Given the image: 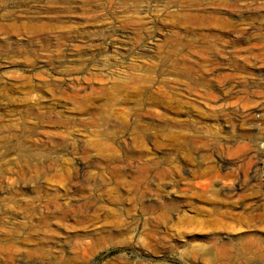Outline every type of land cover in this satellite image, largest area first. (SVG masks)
I'll use <instances>...</instances> for the list:
<instances>
[{"label":"rangeland","instance_id":"374dc122","mask_svg":"<svg viewBox=\"0 0 264 264\" xmlns=\"http://www.w3.org/2000/svg\"><path fill=\"white\" fill-rule=\"evenodd\" d=\"M0 264H264V0H0Z\"/></svg>","mask_w":264,"mask_h":264},{"label":"bare ground","instance_id":"6f19581e","mask_svg":"<svg viewBox=\"0 0 264 264\" xmlns=\"http://www.w3.org/2000/svg\"><path fill=\"white\" fill-rule=\"evenodd\" d=\"M246 62L247 63H251V59L249 58V57H246ZM251 60V61H250ZM257 62L258 61H255V63H253L254 65H256L257 64ZM241 63V62H240ZM246 64V63H245ZM243 66V65H242ZM248 66V65H247ZM139 69H140V67L139 66H137ZM240 76V75H239ZM239 83H240V81H239ZM241 84H245V82H242ZM245 86V85H244ZM237 90H236V92H239V91H241L242 89L241 88H239V87H242V85H237ZM227 99V98H226ZM238 111V110H237ZM253 113H254V110H252L251 108L250 109H245V110H242V111H240V115H241V117L244 119V120H249L250 118H252L253 116ZM229 193V192H228Z\"/></svg>","mask_w":264,"mask_h":264}]
</instances>
